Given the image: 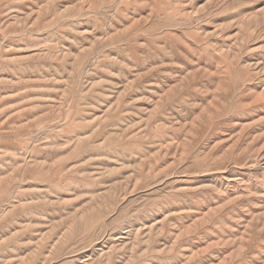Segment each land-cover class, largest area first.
<instances>
[{"label": "rangeland", "instance_id": "rangeland-1", "mask_svg": "<svg viewBox=\"0 0 264 264\" xmlns=\"http://www.w3.org/2000/svg\"><path fill=\"white\" fill-rule=\"evenodd\" d=\"M0 264H264V0H0Z\"/></svg>", "mask_w": 264, "mask_h": 264}]
</instances>
